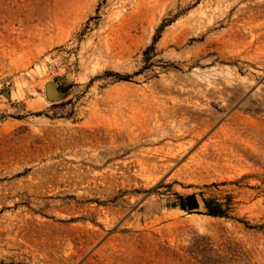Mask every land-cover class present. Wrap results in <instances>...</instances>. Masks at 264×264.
Wrapping results in <instances>:
<instances>
[{
  "label": "rangeland",
  "instance_id": "374dc122",
  "mask_svg": "<svg viewBox=\"0 0 264 264\" xmlns=\"http://www.w3.org/2000/svg\"><path fill=\"white\" fill-rule=\"evenodd\" d=\"M262 23L264 0H0V264H264Z\"/></svg>",
  "mask_w": 264,
  "mask_h": 264
},
{
  "label": "trees",
  "instance_id": "16d2710c",
  "mask_svg": "<svg viewBox=\"0 0 264 264\" xmlns=\"http://www.w3.org/2000/svg\"><path fill=\"white\" fill-rule=\"evenodd\" d=\"M179 207L181 209H185V204L183 201H180L179 203ZM205 213L207 215H210V216H223L221 210H220V207L219 206H216V208H213L209 202H205Z\"/></svg>",
  "mask_w": 264,
  "mask_h": 264
},
{
  "label": "water",
  "instance_id": "95a60500",
  "mask_svg": "<svg viewBox=\"0 0 264 264\" xmlns=\"http://www.w3.org/2000/svg\"><path fill=\"white\" fill-rule=\"evenodd\" d=\"M47 96H48V98H53L52 93L51 92H48V91H47ZM192 204H193L192 203V197L191 196L187 197L185 199V206H186V208L189 209L192 206Z\"/></svg>",
  "mask_w": 264,
  "mask_h": 264
},
{
  "label": "bare ground",
  "instance_id": "6f19581e",
  "mask_svg": "<svg viewBox=\"0 0 264 264\" xmlns=\"http://www.w3.org/2000/svg\"><path fill=\"white\" fill-rule=\"evenodd\" d=\"M256 17V16H255ZM258 18H260V17H258ZM253 19V18H252ZM255 19V18H254ZM249 21V20H248ZM251 21V20H250ZM252 21H254V20H252ZM257 22H258V20L256 21V24H257ZM257 25H259V24H257ZM254 26V25H253ZM258 27V26H257ZM259 30H263L264 31V23H262V25L260 26V29ZM252 31H255V30H252ZM259 33V32H258ZM254 40V39H253ZM171 154V153H170ZM168 155V154H167Z\"/></svg>",
  "mask_w": 264,
  "mask_h": 264
}]
</instances>
